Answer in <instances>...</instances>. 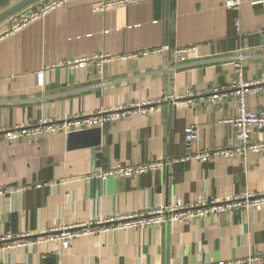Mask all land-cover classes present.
<instances>
[{
    "label": "crops",
    "instance_id": "1",
    "mask_svg": "<svg viewBox=\"0 0 264 264\" xmlns=\"http://www.w3.org/2000/svg\"><path fill=\"white\" fill-rule=\"evenodd\" d=\"M22 0H0V13ZM39 0L0 23V128L41 119L81 117L117 105L170 100L148 115L105 124L98 137L45 135L0 144V264H217L264 255V209L231 211L143 229L106 231L60 242L6 248L2 239L40 236L55 226L264 193V152L172 163L164 171L125 179L87 176L118 164L173 162L185 155L184 130H197L195 149L236 145V101L205 103L214 88L236 83L233 62L242 56V79H264V0H147L99 9L105 1L74 0L13 31ZM240 22V34L235 21ZM189 49L182 57L174 50ZM162 50V51H160ZM143 51H149L143 55ZM108 54L95 65L59 63ZM136 55L119 60L121 56ZM44 71V83L38 73ZM193 95V103L180 101ZM199 95V96H197ZM250 111L264 110V92L249 96ZM252 141H264L254 131ZM42 184L36 189L34 186Z\"/></svg>",
    "mask_w": 264,
    "mask_h": 264
},
{
    "label": "built area",
    "instance_id": "2",
    "mask_svg": "<svg viewBox=\"0 0 264 264\" xmlns=\"http://www.w3.org/2000/svg\"><path fill=\"white\" fill-rule=\"evenodd\" d=\"M74 0H50L45 4L23 13L18 21L13 25L12 30H18L21 27L45 16L49 12L59 9L64 5L72 3ZM147 0H111L101 4L99 9H105L115 6L134 5ZM240 6L239 0H227L225 7L228 9L238 10ZM236 32L240 34V22L235 21ZM162 51V50H160ZM189 49L178 48L174 50L177 57H182ZM149 51H143L146 55ZM136 55L121 56L118 59L124 60L133 58ZM113 59L108 54L92 55L89 57H80L70 59L59 63V66L68 69L87 68L95 65L100 74L103 73L104 67ZM242 56L236 57L232 63L236 70V83L227 88L211 89L203 100L209 105H215L220 101L227 99H235L236 113L235 116L223 121L235 130L236 145L230 149H218L215 151L196 150L194 145L197 141V130L191 126L184 130V152L185 155L173 162L167 161H147L133 165L118 164L113 168L105 171H99L93 175L87 176V180L97 178L106 181L109 178L125 179L129 177L142 176L148 173L162 172L170 164L197 161L205 163L213 157H235L244 161L247 153H263L264 141H252V133L254 131H264V110L253 112L250 111L247 99L249 96L264 92V79L255 83H247L242 79ZM44 71L38 73V81L42 85L44 83ZM193 95H187L180 101L187 104L193 103ZM199 96V95H197ZM200 97V96H199ZM169 97H163L156 100L131 103L128 105H117L109 109H101L89 115L81 117H60L58 119L49 120L41 119L35 125H19L16 127L0 128V144L11 143L16 140H23L27 144H31L35 139L45 135L64 134L66 136L72 133H78L91 129H100L105 124L112 123L127 117H139L148 115L153 112L156 106L169 101ZM42 184H37L36 189L41 188ZM31 189L30 186H20L15 189H6L2 193H23ZM251 210L260 212L264 209V193H246L244 195H236L224 197L218 201L199 202L186 205L181 201H176L169 207H160L151 209L148 212L131 213L121 217H110L94 222L83 223L81 225L71 226H55L44 231L40 236L31 238L29 235L9 237L1 241L9 242L4 244L6 248H20L35 245L40 242L52 243L60 242L63 248H67L69 241L80 236L95 235L106 231L115 230H131L143 229L145 227H153L166 225L170 222L189 221L193 219H201L208 216L219 215L221 213H230L231 211ZM217 264H264V255L250 256L245 259L234 261H220Z\"/></svg>",
    "mask_w": 264,
    "mask_h": 264
},
{
    "label": "water",
    "instance_id": "3",
    "mask_svg": "<svg viewBox=\"0 0 264 264\" xmlns=\"http://www.w3.org/2000/svg\"><path fill=\"white\" fill-rule=\"evenodd\" d=\"M38 1L39 0H22L19 3L13 5L9 9H7L6 11L0 13V23L5 21L6 19L18 14L19 12L25 10L26 8L35 4ZM99 133H100V129H91V130H86V131H82V132H78V133H72V134L68 135V137L72 140L73 139H80V138L85 137L87 135H89V136L93 135V136L98 137Z\"/></svg>",
    "mask_w": 264,
    "mask_h": 264
}]
</instances>
